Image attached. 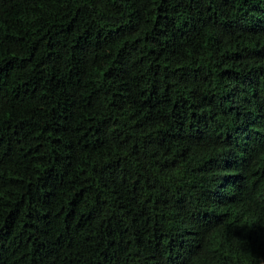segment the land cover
<instances>
[{
	"label": "trees",
	"instance_id": "obj_1",
	"mask_svg": "<svg viewBox=\"0 0 264 264\" xmlns=\"http://www.w3.org/2000/svg\"><path fill=\"white\" fill-rule=\"evenodd\" d=\"M0 264H264V0H0Z\"/></svg>",
	"mask_w": 264,
	"mask_h": 264
}]
</instances>
